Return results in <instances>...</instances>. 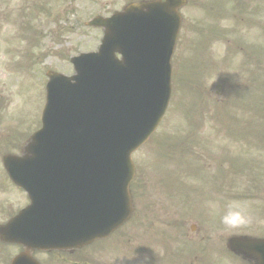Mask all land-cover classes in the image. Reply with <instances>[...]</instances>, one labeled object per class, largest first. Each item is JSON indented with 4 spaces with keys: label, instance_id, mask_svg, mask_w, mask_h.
<instances>
[{
    "label": "rangeland",
    "instance_id": "rangeland-1",
    "mask_svg": "<svg viewBox=\"0 0 264 264\" xmlns=\"http://www.w3.org/2000/svg\"><path fill=\"white\" fill-rule=\"evenodd\" d=\"M16 1H20L18 6ZM226 1L227 0L217 1L216 15L219 11L227 10L228 2ZM121 3L120 0H107L100 4L97 0H70L68 4L66 0L62 1L60 4L57 2L55 6L58 14L52 18H47L46 16L43 18L44 21L49 22V25L40 34L43 55L39 58L40 44L36 39H33L25 49L23 44L20 43L18 35L14 37L6 34L7 31L0 30V53L8 59L5 60L3 56H0V155L10 151L18 154L20 147L24 145L29 135L39 127L42 91L44 92V84L47 80L45 71L53 70L67 75L71 74L73 70L69 62V57L79 52L94 50L99 44L102 35L100 29L88 27L85 25V22L96 13L104 15L114 9H118ZM23 5L22 0L0 1L1 19L4 13H15L16 10L22 8ZM61 5L62 7L65 5L67 6L63 9L60 7ZM68 7H72V9ZM49 9L51 11L50 14H54L51 4ZM10 18H13L12 14ZM208 25L211 26V29H209ZM12 29H14V27ZM224 30H226V27L223 26L221 18L218 16H213L210 19H201V21L199 20V15L195 17L194 28L190 32L191 34L188 35L190 37L185 39L178 54L177 62L182 72L178 78V85L177 79L174 78V81H172L171 97L173 95V89L177 86L178 88L174 92V98L172 97L173 100L169 110L167 109L158 130L151 137L152 139L150 138L149 141L134 154V158L136 161H138V159L142 160L147 151L153 150L156 146V142L169 137L161 144L158 152L148 153L146 155L144 169L146 173H170V177H172L173 165L175 166L176 173H178L180 171L178 169L180 162L177 161L173 163L171 160L183 155L173 150L176 148L177 144L175 139L178 137L180 139L179 147L181 151H183L190 145L188 138L190 140L195 139L196 135L202 141H206L209 136V138L213 140V144H216L218 147L216 145L210 147L205 142H199V145L195 147L196 153L198 155L201 154L206 163L209 162L210 156L218 157L219 152L223 151L219 146H229L226 151L231 152V155H236V158L229 157L228 159V164H232V171L234 172L232 177L233 183L224 185L227 186V189L222 191L218 190L219 193L216 196V200H214L215 194L210 184L211 182H207L199 175H194L197 172L205 176L208 175L206 172H202L199 162L192 160L193 158L188 159L187 156V159L185 158V161L183 163L181 162L184 170V190L186 194V211L185 215H183L182 223H222L221 217L225 212L223 208L225 207L226 209L227 205L238 203L241 205L245 214L248 213L252 216V227L259 231H264V206H261L264 198V182L260 184L263 192L256 194L253 187L254 181L248 180L246 173H238L237 175L235 172H242L243 167L248 163L247 160L260 161L264 159L262 153L259 152V150L264 147V115L262 112H260V114L254 112L258 110L255 104L258 100L260 107L264 109V60L261 59L260 65L254 62L246 65V70L243 72L244 61H242L243 57L241 54L244 52L238 51L233 55L235 59L232 66L233 69L242 75V80L243 76L245 77L246 85H248V88H250L255 95V101L254 99L250 100L251 110H241L237 107L234 110L233 106H230L231 104L227 105L228 100L225 97L222 99L223 94L217 96L215 94V85L217 81L215 74L211 75L205 82V90L211 96V98H209L210 103L214 105L216 102V105L218 104V114L223 121L216 120L213 111L214 106L212 108L209 102H204L208 105H203V108H201L200 104L197 106L196 102L198 101H196V99L198 97L196 98L195 95L190 94L188 90L191 84L199 88L201 82L200 70L203 74L212 70L213 53L210 45L213 42L214 33L212 38H210V32L221 33ZM183 33L186 34L188 31L185 30ZM239 37L241 38L243 46L249 43L245 48L247 53L246 60L248 62L253 61V52L256 49L258 50L261 42L264 44L262 37L249 25L248 20L246 23H241L240 21L236 22L234 36L229 39V42L225 43V45L229 49H237ZM230 59L231 56L228 54L223 56V61H229ZM36 63L38 67H36ZM20 74L26 76L29 86L27 85V81L18 80L19 77L20 79L24 77L20 76ZM173 77L174 75L172 78ZM256 77L258 79L261 78V80L255 81L254 79ZM184 78L195 79L197 85L195 83H189V79L185 80ZM14 82H16L18 86V91L16 94H11L9 92V87H13L11 83ZM6 100H12V107L6 106ZM244 102L249 105V100L243 101L240 99L236 100V105L243 106ZM21 110H23L24 113L17 115ZM196 110L199 115L197 121ZM12 114L17 115V117H11ZM195 123L197 124L194 130ZM220 124H223L224 127L222 128L221 126V128L215 131L214 127ZM19 129H21V136L10 137L11 131L17 134ZM3 132H5V139ZM228 134L233 135L234 138ZM191 135L193 137H191ZM210 135H213V137ZM257 138L262 140L259 144H256ZM237 141L241 142L237 143ZM245 142L249 144L246 145ZM236 143L239 148H233ZM201 144H206L208 147H202ZM243 146H246L245 153L243 152L245 148ZM230 147L232 148L230 149ZM210 150L212 151L209 154ZM193 153L194 152L191 151V154ZM206 165L209 166V163L205 164V166ZM209 170L208 168V171ZM220 170V175L223 176V169L220 168ZM251 174L250 172V175ZM260 174L263 173L261 172ZM188 175L191 176L188 178ZM241 175L245 176V178ZM242 182L245 184L241 185ZM5 185H8V182L5 177L2 176L0 170V187ZM8 188L10 191L5 193L6 204H4L3 196H0V222L5 221L7 215L13 213L19 206H22L26 202L25 195H17V189L14 188L12 184ZM257 191L260 192V187H257ZM253 194L257 197L256 199L250 197ZM237 195H243L246 198L236 197ZM243 202L245 203L244 206L242 205ZM255 206L261 207L256 208ZM151 212L152 210L146 211L148 215ZM175 212H178V210L176 209ZM170 214L171 218H173L172 212ZM165 217L169 219V216ZM251 230V227H242L241 225L235 228L223 227L219 230V233L220 237H223L224 235L237 232H250ZM116 235L112 238L116 237ZM108 247L110 251L108 249L105 251L107 258H105L102 253V248H105V244L102 242L94 243L90 247H86L84 251L76 254L82 255L83 252H90L96 257L97 262L104 264L116 255L112 254L113 250H111L109 245ZM119 247L122 248V243H120ZM113 248L115 249V246H113ZM16 250L17 247L15 246L0 248V264H6V255H12ZM116 250L119 251L118 248ZM40 258L46 257L40 255ZM163 260L164 259L161 261ZM71 261V257L64 255L62 259L59 260V263L72 264ZM110 264H115V262L111 260Z\"/></svg>",
    "mask_w": 264,
    "mask_h": 264
},
{
    "label": "water",
    "instance_id": "water-1",
    "mask_svg": "<svg viewBox=\"0 0 264 264\" xmlns=\"http://www.w3.org/2000/svg\"><path fill=\"white\" fill-rule=\"evenodd\" d=\"M158 20L153 23L131 10L115 15L104 22L109 31L99 52L74 62L77 75L52 76L43 131L33 137L26 157L7 161L13 180L28 191L32 204L0 227L2 239L27 248L70 247L98 236L108 224L87 228L75 221H110L125 215L126 210L117 208L120 202L126 204L129 153L156 125L168 97L175 25L167 28ZM116 51L123 55L121 61L114 59ZM69 110L75 116L67 115ZM119 159L124 167L115 179L116 200L107 195L99 201L98 177L117 172ZM18 167L21 177L14 173ZM89 177L90 192H78L82 179ZM85 205L92 214L81 211ZM12 264L36 263L23 253Z\"/></svg>",
    "mask_w": 264,
    "mask_h": 264
},
{
    "label": "clouds",
    "instance_id": "clouds-1",
    "mask_svg": "<svg viewBox=\"0 0 264 264\" xmlns=\"http://www.w3.org/2000/svg\"><path fill=\"white\" fill-rule=\"evenodd\" d=\"M221 222L226 228H235L249 223L250 219L245 215L240 204L232 203L226 207ZM133 260L136 261V264H153L151 257L144 256L143 259H140L138 253H135ZM250 264H259V261L256 257H252Z\"/></svg>",
    "mask_w": 264,
    "mask_h": 264
},
{
    "label": "bare ground",
    "instance_id": "bare-ground-1",
    "mask_svg": "<svg viewBox=\"0 0 264 264\" xmlns=\"http://www.w3.org/2000/svg\"><path fill=\"white\" fill-rule=\"evenodd\" d=\"M111 88H115L113 85H111ZM58 104L60 105L61 104V100H58ZM133 111V110H132ZM67 115H72V116H75L74 114H73V112H71V110H69V111H67ZM66 115V116H67ZM103 170L105 171L106 170V168H105V165H104V168H103ZM102 170V171H103ZM103 171V172H104ZM102 173V172H101Z\"/></svg>",
    "mask_w": 264,
    "mask_h": 264
},
{
    "label": "flooded vegetation",
    "instance_id": "flooded-vegetation-1",
    "mask_svg": "<svg viewBox=\"0 0 264 264\" xmlns=\"http://www.w3.org/2000/svg\"><path fill=\"white\" fill-rule=\"evenodd\" d=\"M246 264H250L249 262H247Z\"/></svg>",
    "mask_w": 264,
    "mask_h": 264
}]
</instances>
